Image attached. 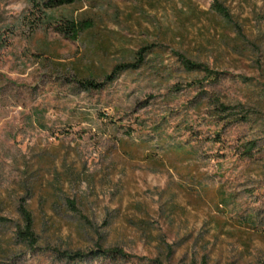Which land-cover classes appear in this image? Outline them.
Instances as JSON below:
<instances>
[{
    "label": "rangeland",
    "instance_id": "374dc122",
    "mask_svg": "<svg viewBox=\"0 0 264 264\" xmlns=\"http://www.w3.org/2000/svg\"><path fill=\"white\" fill-rule=\"evenodd\" d=\"M160 263L264 264V0H0V264Z\"/></svg>",
    "mask_w": 264,
    "mask_h": 264
},
{
    "label": "trees",
    "instance_id": "16d2710c",
    "mask_svg": "<svg viewBox=\"0 0 264 264\" xmlns=\"http://www.w3.org/2000/svg\"><path fill=\"white\" fill-rule=\"evenodd\" d=\"M40 1H45L46 8H52V7H56V6L65 5L66 3H74L76 0H40ZM215 6H216L215 8H216L217 12H219L220 14L225 13L223 11V8L219 4H216ZM61 33H63V35L67 36L69 39L75 41L79 35V28L76 26V24L71 23L67 29L61 30ZM143 50L144 49H142L138 53V55H142ZM184 62H185V67L188 70H202L203 69V66L200 64H195V63H193L189 60H186V59H184ZM121 68H122V66H117L115 68V70L121 69ZM204 69H206V68H204ZM223 110L224 111L228 110V107L223 106ZM91 255H93L95 257H109L111 259H117V258H121V257L128 258V256L126 257V255H124L122 252L116 251V250L106 251V250L99 249L97 251L91 252ZM68 257H70L72 260L77 261V260H82L85 257V255H83L81 253H76L73 255H69Z\"/></svg>",
    "mask_w": 264,
    "mask_h": 264
}]
</instances>
